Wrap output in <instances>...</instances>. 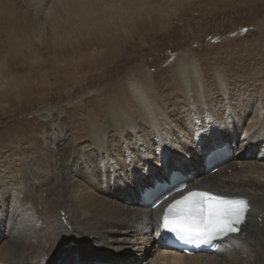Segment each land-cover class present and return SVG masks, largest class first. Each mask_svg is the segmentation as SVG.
Here are the masks:
<instances>
[{
    "label": "bare ground",
    "instance_id": "obj_1",
    "mask_svg": "<svg viewBox=\"0 0 264 264\" xmlns=\"http://www.w3.org/2000/svg\"><path fill=\"white\" fill-rule=\"evenodd\" d=\"M229 3L0 0V126L9 107L35 120L30 137L0 140V264H264V59L248 76L216 64L205 74L179 50L165 90L146 75L106 95H45L110 63L128 37ZM171 173L185 190L147 207L144 191ZM189 190L246 200L240 232L215 251L163 241V207Z\"/></svg>",
    "mask_w": 264,
    "mask_h": 264
},
{
    "label": "rangeland",
    "instance_id": "obj_2",
    "mask_svg": "<svg viewBox=\"0 0 264 264\" xmlns=\"http://www.w3.org/2000/svg\"><path fill=\"white\" fill-rule=\"evenodd\" d=\"M263 24L264 0H230L228 5L208 13L183 16L164 31L128 37L120 46L119 55L110 63L99 70H89L74 82L65 81V78L53 80L54 84L45 95L52 103L57 100L56 95H61L62 99H67L68 95H106L124 91L129 79L139 80L146 75L151 91L152 76L156 85L165 90V85L170 84L166 77L168 59L179 50L189 52L205 74L216 64L228 74L248 76L262 68L264 38L260 34ZM100 89L102 91L98 92ZM85 102L90 106L88 100ZM91 102L96 104L94 100ZM15 109L9 107L4 113L0 140L6 135L10 137L1 145L17 138L24 140L32 134L29 126L35 123L34 116L27 115L28 110ZM67 115L73 117L71 111Z\"/></svg>",
    "mask_w": 264,
    "mask_h": 264
}]
</instances>
